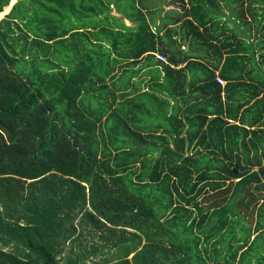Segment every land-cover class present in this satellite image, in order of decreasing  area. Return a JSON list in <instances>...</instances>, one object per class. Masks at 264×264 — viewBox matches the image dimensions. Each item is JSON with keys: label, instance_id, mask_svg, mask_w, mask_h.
Masks as SVG:
<instances>
[{"label": "trees", "instance_id": "16d2710c", "mask_svg": "<svg viewBox=\"0 0 264 264\" xmlns=\"http://www.w3.org/2000/svg\"><path fill=\"white\" fill-rule=\"evenodd\" d=\"M9 1L0 0L9 11L0 17V212L9 221L0 218V240L18 254L1 250L0 264H58L78 215L92 234L130 231L120 264H264V0L234 11L251 16L253 38L239 24L222 33L217 2L239 0H169L180 11L163 35L142 11L157 0ZM110 5L136 24L123 34L125 66L155 57L159 94L112 91L125 57L113 26L126 27ZM100 21L110 28L94 30ZM172 33L188 37L186 50Z\"/></svg>", "mask_w": 264, "mask_h": 264}, {"label": "rangeland", "instance_id": "374dc122", "mask_svg": "<svg viewBox=\"0 0 264 264\" xmlns=\"http://www.w3.org/2000/svg\"><path fill=\"white\" fill-rule=\"evenodd\" d=\"M16 0H10L8 3V9L14 4V2ZM216 1V0H215ZM243 0H239V2L233 4L231 3V1H229L227 3V5L223 4L222 2H217L220 6V12L221 15L225 16V20H226V24L227 27L225 29V27L222 28V33L224 35H228L230 33V29L237 27V24L240 25V29L241 28H248V31L245 33L246 36L253 38L254 36H256V31L254 29V27H252V23H251V27L245 26L244 25V21H251V16L247 15V11L246 7L248 4H243L242 7L244 9V16H236L234 11L237 8H240V4ZM156 3L161 4L162 0H157L155 1ZM5 8V6L2 8ZM105 11V10H104ZM100 12L97 9V12L101 15V17H106L105 13ZM7 13V10H5V12L0 13V17L5 16ZM215 15L218 16L219 14L217 12H215ZM2 16V17H3ZM119 20H121L120 17H117ZM130 22H135L131 19H128ZM221 20V17H220ZM253 21V20H252ZM105 23H103V21L99 22V26L100 27H105ZM242 23V24H240ZM118 27V24L114 23L113 29ZM122 27V25L117 28L120 31V28ZM126 29L123 27V29H125L127 31V33L132 31L133 27H127L125 26ZM101 33H105L104 31H102ZM258 35L260 34L259 32L257 33ZM114 36H116L117 40L119 41L117 46L122 48V47H128V45L126 44L127 38L123 36V34L121 32H118V34H115ZM251 40V39H249ZM107 44L109 45V40L107 43L104 44L103 46V51H105L107 49ZM73 45V44H72ZM75 45H78L77 47L80 49L81 46L77 43H75ZM52 48V47H51ZM58 48H62L59 46V44L56 43L55 45V49L56 52L58 51ZM47 51V48H42L41 53L45 54ZM65 51V50H64ZM67 55L71 54V50H66ZM220 53H222V51H220ZM105 59V57H103V60ZM211 59V58H210ZM212 60V59H211ZM156 94H158L156 92ZM25 191H27V186L25 185L24 187V193ZM0 211H1V207H0ZM0 218L2 219V221L4 222H9L7 220V218L1 214L0 212ZM11 220V219H10ZM80 221V215H78L75 220L73 221L74 226H77L78 229V234H75V236L72 237H66L64 239V242H62V250L60 253V257H61V261L63 264H66V260L70 258V256L77 258L76 261L70 263V264H75L77 262V264H120L125 258L129 259L131 257V253L125 254L126 252V246H128V241L125 239L127 236L130 235V231L129 230H125L124 234H116L113 238L108 237V234H104L103 231L98 230L95 234H92V232H87L86 231V227L85 225H81L79 223ZM254 234V233H252ZM106 235V236H105ZM142 242V239H141ZM141 244V243H140ZM139 244V245H140ZM3 250L4 252H7L8 254H10L11 256L13 255H17L18 253L11 250V248L9 246L4 247L1 243H0V251Z\"/></svg>", "mask_w": 264, "mask_h": 264}, {"label": "crops", "instance_id": "0c3cea01", "mask_svg": "<svg viewBox=\"0 0 264 264\" xmlns=\"http://www.w3.org/2000/svg\"><path fill=\"white\" fill-rule=\"evenodd\" d=\"M110 6H111V11H109V13L115 17H120L121 18L120 22H122L125 26L134 27L136 25L135 22H130L128 19L124 18L120 13L116 12L113 5H110ZM173 10L180 11V8L178 7L177 3H172V2H169L168 0L167 3L161 2V4L156 3L154 1L148 7L143 8L142 11L148 21H151L152 18H154L153 20H155V25H152L151 28L153 30H157L159 35H163L165 30H167L169 27H172L171 24L164 25V22L172 19V17L176 15L175 12H172ZM246 14L249 15L248 13ZM221 19L222 20L224 19L223 15ZM109 22L110 24L112 23L111 20ZM105 27L107 29L110 28L107 23H105ZM174 27L177 28V31L179 30L178 29L179 26L177 24L174 25ZM100 28H101L100 26H97V28H95L94 30H98V29L100 30ZM114 29L117 30L116 27ZM120 32L122 34L127 33V31L123 29V27L120 28ZM169 37L172 40H176L177 43H180L181 50H186L188 48V41H187L188 37L182 40L180 35H177V33H172L171 35L169 34ZM183 41L185 42L183 43ZM123 48H124L123 54L125 55V57H123L122 59H119L121 69L119 71L117 70L118 71L117 76H115L114 78V80H117L118 78H120L121 82L118 88L116 89L111 88L112 91L115 94H121V95L125 93L126 91L129 97L135 94H139L143 91L156 93L157 91H155V87L153 83H160L163 80V76H164L163 70L161 66L159 65V61L156 60L155 57L150 58L144 54L137 59L134 65L125 66L127 62H131L133 59L127 57L126 47H123ZM209 54H210V58L212 59V52H210ZM221 54L224 55V51ZM110 57L117 58L116 54L113 51H111ZM179 62H180V65H178L177 67H182L185 65V61H179ZM190 73L192 74V76L197 78L198 75L192 72H188V75ZM124 84L126 88L124 87ZM157 93L159 94V92ZM1 237H7V236L5 234V230L0 227V238ZM0 243L3 245L1 240H0ZM9 246H12V244H10ZM4 247H7V246H4ZM60 253L61 251L59 252V256H60ZM58 264H63L61 261V257L59 259Z\"/></svg>", "mask_w": 264, "mask_h": 264}, {"label": "built area", "instance_id": "2783aa9c", "mask_svg": "<svg viewBox=\"0 0 264 264\" xmlns=\"http://www.w3.org/2000/svg\"><path fill=\"white\" fill-rule=\"evenodd\" d=\"M157 57L159 59H161L162 61H165L166 60V57L164 55H161V54H157ZM217 80L221 81L218 77H216ZM222 82V81H221Z\"/></svg>", "mask_w": 264, "mask_h": 264}, {"label": "clouds", "instance_id": "9594fccd", "mask_svg": "<svg viewBox=\"0 0 264 264\" xmlns=\"http://www.w3.org/2000/svg\"><path fill=\"white\" fill-rule=\"evenodd\" d=\"M9 12V11H8ZM4 17V16H3ZM155 55H157V54H155Z\"/></svg>", "mask_w": 264, "mask_h": 264}, {"label": "water", "instance_id": "95a60500", "mask_svg": "<svg viewBox=\"0 0 264 264\" xmlns=\"http://www.w3.org/2000/svg\"><path fill=\"white\" fill-rule=\"evenodd\" d=\"M10 8H11V7H10ZM7 13H8V12H7ZM7 13H6V14H7Z\"/></svg>", "mask_w": 264, "mask_h": 264}]
</instances>
